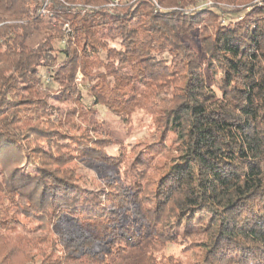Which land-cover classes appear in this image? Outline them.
<instances>
[{
    "label": "trees",
    "instance_id": "1",
    "mask_svg": "<svg viewBox=\"0 0 264 264\" xmlns=\"http://www.w3.org/2000/svg\"><path fill=\"white\" fill-rule=\"evenodd\" d=\"M43 1L0 0V87L6 93L0 102V193L8 203L0 205V215L14 213L10 220L0 217V231L19 235L16 242L0 234V264H12L17 253L26 264H66L55 257L54 243L41 261H32V239L21 233L35 228L29 229L30 221L44 227L57 220L91 225L88 238L106 248L105 255L139 249L152 235L160 245L180 239L185 251L199 246L195 264H264V0H210L205 7L196 0H118L114 7L108 6L113 0H50L47 17L38 12ZM34 30L40 38L30 45ZM63 39L59 48L52 46ZM86 49H105L106 62L89 59ZM99 64L102 71L93 72ZM77 69L89 79L83 89L94 104L122 120L140 103L155 107L158 136L135 167L142 178L154 156H165L152 209L132 210L124 196L90 193L52 168L64 163L62 149L66 157L113 162L101 144L107 131L70 135L59 130L63 121L47 98L11 97L20 85L38 91L44 73L46 90L58 86V102L78 103ZM18 110L34 123L17 127L23 123ZM33 138L55 153L36 146L26 151L25 141ZM24 162L34 175L21 173ZM138 184L129 194H139ZM155 259L145 264H179L164 253Z\"/></svg>",
    "mask_w": 264,
    "mask_h": 264
},
{
    "label": "rangeland",
    "instance_id": "2",
    "mask_svg": "<svg viewBox=\"0 0 264 264\" xmlns=\"http://www.w3.org/2000/svg\"><path fill=\"white\" fill-rule=\"evenodd\" d=\"M199 6H210L212 2L210 0H196ZM257 1V0H255ZM119 4L118 0H113L108 4L109 7H114ZM159 7L158 4H155ZM87 9V8H86ZM86 9L82 10L85 11ZM49 15V14H48ZM46 15L45 17H47ZM65 25L63 26V29ZM62 29V30H63ZM65 30V29H64ZM40 38V33L36 30L33 31L30 45L36 44ZM67 41V40H66ZM111 45L119 47L116 41L111 42ZM65 44L64 39L60 42L59 40H53L52 46L57 49L61 45ZM79 50V49H78ZM89 59L101 61L104 64L106 62V51L101 49L95 53L86 49ZM112 63L116 65L115 60ZM99 64V68H95V71H102L103 65ZM58 63L53 68L56 69ZM123 72L129 71L128 68H122ZM42 74V73H40ZM10 75V72H5V76ZM46 75L42 74L41 86L38 91L34 89L25 90V87L20 85L18 89L14 90L12 99L33 101L37 98L45 97L48 99L49 105L52 107V112L59 113L61 121H63L60 129L70 135H80L87 132L88 135L99 137L101 135L100 129L107 131L108 138L102 141V149L108 157H114L113 162L103 158H92L89 156L78 155L76 157H66V150H59L61 153L63 151V162L61 165H52L53 169H57L60 175L72 176L76 178L78 184L81 187H85L88 192L101 195V197L108 196H124L127 199L126 206L132 210L135 207H148L152 209L155 202V180L158 178L160 172L162 171L165 156L158 155L154 156L153 159L149 161L146 167V173L144 177L139 178L138 172H135V167L138 165V157L140 152L145 146L150 143V141L158 136L155 133L156 124L155 116L156 109L148 103H140L136 110L132 111L127 120H122L120 116L116 115L109 110L104 104H94V100L86 90L83 89V83L87 82L89 79L85 77L79 69L75 73L74 83L76 88L80 91L79 98L80 102L75 103L73 100H67L64 102H58L56 100V95H53L57 90V85L54 84L51 90H46ZM207 76V75H206ZM211 85H214L213 81H209ZM24 87V88H23ZM44 93V94H43ZM48 96H46V95ZM5 88L0 87V102L5 98ZM9 96V95H8ZM82 106L84 108H82ZM77 108L83 110V113L77 112ZM16 110L10 109L9 112H15ZM22 110H18L17 114L21 115L23 118V123L19 128L25 129L29 125H32L34 121L30 116L23 114ZM69 113V114H68ZM92 117V118H91ZM92 119L95 121V132L91 131L89 127ZM103 124V125H101ZM87 130V131H86ZM28 145L26 151L29 152L31 147H41L43 151H48L49 144L44 141L35 140L34 138L30 142L25 141ZM25 146V144L23 143ZM51 152L55 153V149H51ZM103 155V153H99ZM104 156V155H103ZM105 157V156H104ZM115 161V162H114ZM20 171L24 175H34V168L25 162L20 166ZM138 174V175H137ZM140 185L139 194H129V187L134 185ZM112 189L113 194L107 192ZM104 195V196H103ZM110 200L109 203H112ZM116 201V200H115ZM117 202V201H116ZM0 205L2 208L8 206L5 201V197L0 193ZM1 208V207H0ZM1 208V209H2ZM13 214L8 210L5 214H1L0 217L3 221L10 220ZM171 220V228H176L175 223ZM145 221V220H144ZM35 225V228L31 231L28 229H21L22 234H26V237L32 239L31 241L34 245L30 244L29 249L31 250V260L41 261L42 258L40 254L45 253L51 243L56 245L54 255L55 257H61V259L66 260V264H145L146 259L156 256L155 260H158L161 253L173 256L177 258L179 264H195L199 261L200 250L199 246L191 247L187 251L183 250L182 240L178 239L176 243L159 244L154 236H149L143 246L139 249H129L123 254L114 255L104 254L102 251L106 248L99 247L98 243L93 240L90 241L88 238L89 229L92 226L79 225L78 222L69 221H58L47 223L46 226L35 221H30L29 229ZM27 230V231H25ZM179 231V230H178ZM15 233L20 234L18 231ZM2 236L4 235L7 239H12L18 242V237L13 234L7 233L5 230L0 231ZM20 234V235H22ZM181 237V235H180ZM193 240L202 239L201 237L191 238ZM40 249V251L38 250ZM24 257L17 253L12 261V264L24 263ZM159 264H166L165 261L161 260ZM168 264H174L173 261Z\"/></svg>",
    "mask_w": 264,
    "mask_h": 264
},
{
    "label": "built area",
    "instance_id": "3",
    "mask_svg": "<svg viewBox=\"0 0 264 264\" xmlns=\"http://www.w3.org/2000/svg\"><path fill=\"white\" fill-rule=\"evenodd\" d=\"M49 2L50 0H44L41 4V6L38 8V12L42 15V16H46L49 14V10H48V6H49ZM87 10L91 8V6H87L86 7ZM86 8H83L82 10L86 9ZM65 32H68V28H67V25H65Z\"/></svg>",
    "mask_w": 264,
    "mask_h": 264
}]
</instances>
